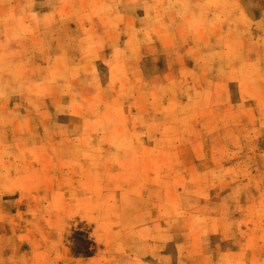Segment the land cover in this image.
Returning a JSON list of instances; mask_svg holds the SVG:
<instances>
[{"label": "rangeland", "instance_id": "374dc122", "mask_svg": "<svg viewBox=\"0 0 264 264\" xmlns=\"http://www.w3.org/2000/svg\"><path fill=\"white\" fill-rule=\"evenodd\" d=\"M0 264H264V0H0Z\"/></svg>", "mask_w": 264, "mask_h": 264}]
</instances>
